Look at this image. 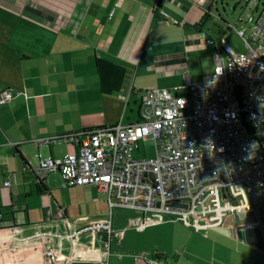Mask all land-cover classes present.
<instances>
[{
	"label": "crops",
	"instance_id": "0c3cea01",
	"mask_svg": "<svg viewBox=\"0 0 264 264\" xmlns=\"http://www.w3.org/2000/svg\"><path fill=\"white\" fill-rule=\"evenodd\" d=\"M157 5L178 24L154 14ZM239 5L246 11L230 20ZM223 11L231 26L219 24ZM258 11L249 0H0V88L22 93L0 105V264H147L157 257L168 264H264V205L220 206L219 217L201 218L203 229L168 220L137 230V213L113 227L96 187L62 188L58 173L42 180L32 174L40 160L66 157L75 146L30 143L137 122L143 91L212 73L215 47L207 39L227 41ZM254 208L248 228L226 221L234 210ZM107 227L123 233L108 250L98 238ZM46 246L61 259L47 260Z\"/></svg>",
	"mask_w": 264,
	"mask_h": 264
},
{
	"label": "built area",
	"instance_id": "2783aa9c",
	"mask_svg": "<svg viewBox=\"0 0 264 264\" xmlns=\"http://www.w3.org/2000/svg\"><path fill=\"white\" fill-rule=\"evenodd\" d=\"M249 2L258 13L246 15L247 28H233L246 52H233L223 37L207 39L215 47L212 73L197 82L187 74L173 89L143 91L137 122L31 140L35 146L69 143L76 149L63 158L40 160L36 179L58 173L62 188L96 187L110 212L139 214L137 230L168 220L203 229V216L221 215L219 193L236 185L253 206L264 205V0ZM153 13L178 24L158 5ZM21 94L0 88V105ZM142 139L152 140L153 154L134 157ZM210 198L215 204L207 207ZM122 235L107 227L98 238L108 250ZM43 254L51 262L62 257L52 246ZM146 263L168 264L161 258Z\"/></svg>",
	"mask_w": 264,
	"mask_h": 264
},
{
	"label": "rangeland",
	"instance_id": "374dc122",
	"mask_svg": "<svg viewBox=\"0 0 264 264\" xmlns=\"http://www.w3.org/2000/svg\"><path fill=\"white\" fill-rule=\"evenodd\" d=\"M246 10L240 8V5L236 7L235 11L232 12V16L230 20H233L235 16L243 15ZM229 15V14H228ZM231 26V25H230ZM226 42L230 46L231 50L235 53H244L248 49L242 42V40L237 36L234 30L230 31L226 37ZM180 95L186 94V92H179ZM138 152H134V157L137 156H151L153 154V142L150 139H142L137 143ZM228 198L226 200L223 199V193H219V206H229L231 203L238 205H249L250 201L248 196L244 192V189L241 186H233L229 187L227 190ZM226 194V191H225ZM214 206V205H213ZM246 207V206H244ZM112 222L113 227L120 226L126 221L132 219L136 214L134 211L127 209H113L112 212Z\"/></svg>",
	"mask_w": 264,
	"mask_h": 264
},
{
	"label": "water",
	"instance_id": "95a60500",
	"mask_svg": "<svg viewBox=\"0 0 264 264\" xmlns=\"http://www.w3.org/2000/svg\"><path fill=\"white\" fill-rule=\"evenodd\" d=\"M222 15L223 18L220 17V15H217L219 24H221V26H229V22L226 21V17H228L229 15L225 14L224 11L222 12ZM255 214L256 208L249 211H246L244 209L242 211L234 210L232 214L227 216L226 221H230L232 219V226L248 228L256 222Z\"/></svg>",
	"mask_w": 264,
	"mask_h": 264
},
{
	"label": "trees",
	"instance_id": "16d2710c",
	"mask_svg": "<svg viewBox=\"0 0 264 264\" xmlns=\"http://www.w3.org/2000/svg\"><path fill=\"white\" fill-rule=\"evenodd\" d=\"M202 25V22H200L199 24H197L196 26L197 27H200ZM217 28H219V26H217ZM227 29L229 30V28L227 27ZM32 174H33V172H32ZM34 178L36 179V177L34 176ZM157 258H161V257H157Z\"/></svg>",
	"mask_w": 264,
	"mask_h": 264
},
{
	"label": "bare ground",
	"instance_id": "6f19581e",
	"mask_svg": "<svg viewBox=\"0 0 264 264\" xmlns=\"http://www.w3.org/2000/svg\"><path fill=\"white\" fill-rule=\"evenodd\" d=\"M225 40V39H224ZM227 43V42H226ZM16 91V90H15Z\"/></svg>",
	"mask_w": 264,
	"mask_h": 264
}]
</instances>
